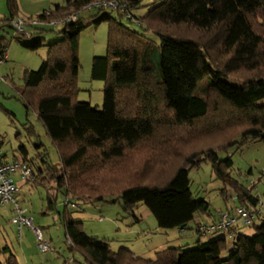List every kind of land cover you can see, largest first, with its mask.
Listing matches in <instances>:
<instances>
[{"label":"trees","instance_id":"1","mask_svg":"<svg viewBox=\"0 0 264 264\" xmlns=\"http://www.w3.org/2000/svg\"><path fill=\"white\" fill-rule=\"evenodd\" d=\"M7 1L12 17L0 20V30L15 29L13 23L20 19L17 0ZM107 1L127 9L117 11L119 18L106 14L94 22H108L107 55L92 64V80L105 83L100 110L78 100L80 36L86 28L79 13ZM141 6L142 0H68L66 6L37 18L50 25L78 15L62 24V38L49 47L40 69L25 74V109L38 116L61 162L60 168L52 167L41 156L44 168L35 181L37 177L55 181L57 189H63L68 203L60 217L70 250L81 253L84 264H264V204L232 177V160L220 161L216 154L217 149L236 145L239 137L243 143L264 142V0H157L147 15L135 16ZM124 19L160 44L125 26ZM181 26L206 37L193 39L172 32ZM42 45L43 40H36L28 48ZM1 60H6V46L0 41ZM239 76L244 78L232 81ZM181 130L187 131L185 137L180 136ZM31 133L35 135L33 129ZM196 140L202 148L179 166L171 165V158L184 156ZM21 151L23 163L33 169L27 150ZM133 152L142 165L133 162ZM129 154L130 172H124L121 164ZM206 159L213 161L216 178L234 191L237 203L235 209L221 213L218 222L198 223L195 232L199 238L206 237L201 227L218 224L225 214L237 222L214 232L223 233L222 238L199 240L192 250L170 248L158 253L156 260L124 248L116 252L107 241L89 237L70 212L73 201L90 204L116 197L134 216L144 205L163 230H188L198 215L213 217L210 203L195 199L189 177V170ZM146 175L148 182L137 180ZM48 202L56 208V197L49 196ZM237 208L261 214L248 225L236 217ZM259 219L262 224L256 227ZM240 223L254 226L255 234L240 233ZM0 264H20L9 246L0 247Z\"/></svg>","mask_w":264,"mask_h":264},{"label":"rangeland","instance_id":"2","mask_svg":"<svg viewBox=\"0 0 264 264\" xmlns=\"http://www.w3.org/2000/svg\"><path fill=\"white\" fill-rule=\"evenodd\" d=\"M156 1L142 0V6L134 12L135 16L147 15ZM67 2L68 0H17L16 18L30 23L31 20L36 21L43 12L54 10L57 6H66ZM106 14L112 18H119L117 11L110 8L101 11L96 6L79 13V18L86 28L80 36L81 69L78 100L100 110H103L105 83L92 80V64L95 58L107 55L108 22L104 21L99 25H95L94 22L98 17ZM11 17L8 1L0 0V20H10ZM123 24L160 44V40L152 34L143 33L139 25L133 24L127 19L123 20ZM63 27L62 24L55 26L53 24L32 25L30 23V25H24L25 34H20L16 29L8 27L0 30V41L6 46L7 57L0 64V153L5 162L13 163L18 160L23 163L25 156L21 149L24 147L28 153L26 157L29 162L33 163L36 176H38V170L44 168L43 159L46 158L49 165L56 168H60L61 162L59 154L52 141L47 137L38 116L33 111L27 112L25 109L22 101L25 74L27 71L40 69L48 57L49 47L61 40ZM172 32L193 39L206 37V33L186 26L174 28ZM36 40H43V45L36 50L28 48ZM244 76L236 77L232 81L238 83ZM201 95L207 97V94L202 91ZM32 129L35 131V135L30 134ZM182 135L185 137L187 131L181 130L180 136ZM219 141H225V139ZM234 141L238 142L234 146L217 149V157L220 161L231 159L233 162L232 177L241 185L252 189L254 195H258L264 204V142L248 141L243 143L241 137ZM174 144L177 146L176 143ZM192 144V148H188L187 153L184 150L186 156L175 155L172 157L171 165L179 166L187 155L201 147L198 146L200 143L197 140ZM139 150L144 153L145 147L141 146ZM130 155L122 161L121 168L124 172H130L132 161ZM136 155L133 152V162L137 161L138 166L142 165L140 160H134ZM41 156L44 158L42 159ZM170 170L171 168H167V171ZM189 177L191 191L195 199L209 202L213 217L198 215L188 230H163L144 205L140 206L134 216L133 213L125 210L123 202L116 197H112L107 202L90 204L73 201L75 206L73 205L69 209L74 220L83 223L84 231L89 237L107 241L116 252L124 248L140 258L156 260L158 253H164L170 248L187 251L196 248L199 240L207 242L222 238L224 235L221 232L199 238L195 228L198 223L209 224L220 217L221 213L235 209L237 203L235 193L216 178L213 161L206 159L197 167L190 169ZM13 178L18 188V200L21 208L26 210L33 219L35 227L43 229L46 240L51 244V251L47 254L41 253L36 243L35 234L30 228L24 227L22 236H20L19 227L12 222L14 207L1 203L0 247L9 246L20 264H84L82 254L70 250L60 217V214L65 212L67 202L63 189L58 190L55 181L42 180L39 177H37V182H24L18 174ZM149 179V175L137 178L142 182H148ZM49 196L56 197L55 209H51L49 206ZM262 217H264V213ZM255 223L256 227L260 226L262 220L259 219ZM239 226L240 233L248 237L255 234L254 226L244 227L241 223ZM232 244V240L228 239L229 248L232 247ZM227 257L228 253H225L223 258Z\"/></svg>","mask_w":264,"mask_h":264},{"label":"built area","instance_id":"3","mask_svg":"<svg viewBox=\"0 0 264 264\" xmlns=\"http://www.w3.org/2000/svg\"><path fill=\"white\" fill-rule=\"evenodd\" d=\"M96 7H104L110 8L114 11L122 10L126 11L127 6H122L117 1H107L102 3H95L94 5H90L87 8ZM78 15H74L60 22H54L53 25L57 26L60 24L68 23L72 20H76ZM32 25L40 24L38 20L30 22ZM28 21L17 20L13 23L14 28L20 34H25L24 25H30ZM4 62V60L0 61V64ZM19 175L24 182L35 181V174L32 168L28 167L26 164L21 163L19 161L13 163H6L3 161V158L0 153V203L2 205H12L14 207L15 216L12 219L14 225L19 227L21 231L24 227L30 228L33 230L36 243L38 245L39 250L43 254H47L51 251V245L44 237V233L40 228L35 227L33 219L26 215V210L21 208L20 203L17 199L18 188L14 181L13 176ZM236 217L241 218L246 224H251L254 219L260 216L261 211H257L255 213H249L242 208L236 209ZM237 222L236 218H231L229 215L225 214L222 216L221 221L218 224H214L207 227H201L202 233H206L210 235L217 231L226 230L228 226L234 225Z\"/></svg>","mask_w":264,"mask_h":264},{"label":"crops","instance_id":"4","mask_svg":"<svg viewBox=\"0 0 264 264\" xmlns=\"http://www.w3.org/2000/svg\"><path fill=\"white\" fill-rule=\"evenodd\" d=\"M7 58V57H6ZM5 161V160H4ZM16 161H18V160H16ZM8 163V162H7ZM9 163H12V162H9ZM43 178H45V176H43ZM22 180V179H21ZM15 181V180H14ZM19 201V200H18ZM68 203V200H67V202H66V204ZM218 217L213 221V222H211V224L212 223H216V222H218Z\"/></svg>","mask_w":264,"mask_h":264},{"label":"water","instance_id":"5","mask_svg":"<svg viewBox=\"0 0 264 264\" xmlns=\"http://www.w3.org/2000/svg\"><path fill=\"white\" fill-rule=\"evenodd\" d=\"M183 228H185V227H183Z\"/></svg>","mask_w":264,"mask_h":264}]
</instances>
